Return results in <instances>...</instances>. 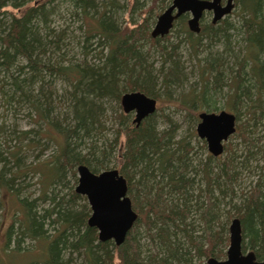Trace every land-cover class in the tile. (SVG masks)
<instances>
[{"label":"trees","instance_id":"obj_1","mask_svg":"<svg viewBox=\"0 0 264 264\" xmlns=\"http://www.w3.org/2000/svg\"><path fill=\"white\" fill-rule=\"evenodd\" d=\"M68 1L83 17L89 18L85 40L97 37L98 43L106 47L107 52L102 51V64L86 60L68 65L54 63L51 48H59L62 39L46 25L49 17L46 2L0 0V77L11 79V88L6 92L11 101L33 98L41 116L49 118L53 86L48 79L53 75L70 81L74 96L70 120L64 126L49 122L47 128L49 132L58 130L63 136L58 154L49 162V172L42 170L46 177L44 182L51 179L55 183L41 198L50 202L49 207L39 212L34 200L29 201L16 193L22 205V217L15 220L19 222L20 234L13 250L21 251L20 241L24 237H46L45 225L52 220L58 233L51 239L46 238L42 264H71L75 255L82 257L81 264H207L211 256L219 259L226 256L227 220L236 209L242 224L243 251L253 250L257 259L263 260L264 173L246 192L243 190L238 206L235 198L241 165L248 167L251 159L259 155L264 160V141L261 144L264 139V0H235L240 8L238 27L228 21V14L215 24H203L199 34L190 31L187 13L179 17L182 24L175 30L177 37L183 35L180 41L188 40L193 48L202 45L204 34L217 37L222 33L229 38L230 29L239 30L245 40L244 55L234 66L229 63L224 69L217 55L208 61L211 71L215 72L214 80L208 82L213 88L206 82L199 94H189L183 100L186 109L199 103L210 112L211 91L220 90L231 78L228 109L236 114L235 133L241 137L246 153L231 152L225 145L227 157L219 159L208 154L207 161L200 163V172L194 168L195 157L189 142L172 141L173 126L165 131L158 130L157 111L145 117L138 126L129 123V115H121L116 138L108 147L91 148L87 153L79 150L86 139H92L97 133L103 111L100 98L109 96L119 100L124 92L132 91L157 96L155 88L159 81L143 50L146 45L162 50L165 58L171 61L169 67L163 66L160 70L162 87L168 90L172 83L180 81L182 70L175 55L177 44L165 43L169 34L152 37L149 17L125 29L118 25L114 15L115 8L120 7L118 0ZM140 1L133 0L130 10L142 7L146 0ZM10 3L15 8L25 6L23 14H7L6 17L3 8ZM151 9L143 11L149 13ZM43 28L48 30L43 33ZM19 60L24 63L19 65ZM35 83L40 87L37 95L27 90ZM243 115L246 120L241 122ZM196 117L199 121V115ZM259 132L262 136L257 138L255 135ZM123 133L126 140L119 155L121 163L117 166L127 179L128 194L139 215L125 241L117 246L113 240L100 241L97 228L88 225L86 218L91 211L88 206L83 210L74 207L82 195L71 187L68 192H61L69 187V173L76 177L78 165L85 164L96 173L107 169L112 151ZM200 173L204 186L196 180ZM6 175L5 168L0 169V185L12 191L10 184L20 176L19 170L13 172V178L6 179ZM58 184L63 185L62 191L57 190ZM223 203L232 208L227 209ZM12 231L13 224L6 234L4 248L7 250Z\"/></svg>","mask_w":264,"mask_h":264},{"label":"rangeland","instance_id":"obj_2","mask_svg":"<svg viewBox=\"0 0 264 264\" xmlns=\"http://www.w3.org/2000/svg\"><path fill=\"white\" fill-rule=\"evenodd\" d=\"M132 1L133 0H118L120 7L114 10L118 25L121 28L130 29L134 27L135 22L141 21L144 17H149L150 22H152V30L158 16L168 8L171 0H146L143 1L144 3L141 0L140 2L143 4H141L142 7L135 8L133 11L130 10ZM34 2L36 4L38 2H46L47 8L49 9V17L46 25L48 28L54 29V32L59 34L58 36L62 39L59 48H51L52 52L50 56L54 63L60 62L61 64L68 65L75 62L83 63L84 60H86V62L91 64H102L104 60L101 58L103 57L102 51L106 53V47L98 43L97 37L91 38L89 41L85 40L87 37L86 29L89 21L88 17H83L79 10H76L68 0H34ZM223 2L225 3L226 0H223ZM24 8L25 6L15 8L11 6L10 3V5L4 7L3 10L6 12V17H8V15L12 14L22 15ZM101 8L102 6H100L99 9ZM146 8L152 9L149 13H144L143 10ZM239 11V6L235 5L232 12L227 16L228 21L234 25L236 24L237 27L241 21ZM190 16L191 13H188L186 16V23ZM212 19L213 11H205L201 19V25L212 23ZM179 22L180 18L175 22V26H173L169 32V35H171L170 38L164 41L166 44L172 42L178 46L175 55H177L176 57L182 70V79L180 81L172 83L168 90L162 87L160 70L163 66H165V68L169 67L171 61L166 59L162 50L156 47L154 48L150 45H146L143 50L147 54L148 62L152 63L154 73L159 81L155 88L157 96H151L157 100V112L155 116L158 130L165 131L173 126L175 129L172 132V141L179 142L183 140L184 142H189L192 147L191 154L195 157L193 161L194 168L197 167L200 172L201 161L206 162L208 154L211 153L208 150L206 140L201 138L197 133V124L199 121L196 116H198L200 112L209 109L205 106H201L199 103L195 107L186 109L183 100L184 98L187 99L189 94H199L206 82L208 87H212L208 82L214 80L215 72L213 73L211 71L208 61L213 60L216 55L220 58L219 64L223 66L224 69L227 67V64L230 63L234 66L235 62L242 59L245 52V40L239 30L230 29L228 31L229 38L222 33H219L217 37L204 34L202 35V45L193 48L188 40L180 41L183 35L177 37V31L175 30H178L182 24ZM45 30L47 31L48 29L43 28V33H45ZM79 42L82 43L81 46ZM21 62L22 60H19V65ZM227 73L228 71L225 72V74ZM230 79L231 78H228V83L222 86L220 90L216 92L214 90L211 91V95L213 96L210 101L211 112L227 110L234 113V111L228 109V102L232 94V91L229 89V84L232 86ZM48 80L51 81L53 86V95L51 96L52 110L50 111V117L46 119L41 116L39 108H36V104H33V98L27 100L24 97L20 102L11 101L6 93L9 87L11 88V79L8 77H0V169L5 168L7 173L5 176L6 179L13 178V172L17 170H19L20 174V176L15 178L10 184V189L12 191H8L5 187L0 185V264H42L46 238L50 237L51 239L58 233L57 225L52 223V220L48 221L45 225L47 232L46 237L42 236L36 239L24 237L20 241L21 251L13 250L16 248V240L20 234L19 222L15 220L22 217V205L16 199V193H19L20 197L27 198L29 201L34 200L35 205L38 206L37 210H39V212L49 207L50 202L43 201L41 198L45 196L44 193H46V190L51 191L53 189L55 183H53L51 179L49 182H44L46 177L45 175L43 176L44 173L42 170L49 172V162L54 158L55 154H58V145L63 140V136L58 130L49 132L47 128L49 127V122L64 126L67 121L70 120L73 110L71 100L74 98L72 95V83L63 79L61 75H53L51 79ZM7 82L9 84H7ZM38 86V83H35L30 85L27 90L28 92L32 90L30 93L37 95L38 90H40ZM99 101L103 106L99 127L95 136L92 139H86L83 145L79 147V150L83 153H87L91 148L95 147L97 150L108 147L109 143L116 138L115 130L119 127L121 115H129V123H134L135 112L125 113L121 104V99L115 100L112 97L106 96L100 98ZM243 110L244 106H241V111L244 112ZM241 118V122L246 120L244 115L243 117L241 116ZM255 136L258 138L262 136V133L260 134L259 132ZM125 140L126 138L123 133V135L118 138V143H116L115 149L112 151L113 157L107 164L108 168L104 170L117 168L120 171L117 165L121 163L119 155ZM263 141L264 139L261 144ZM225 145L231 152L237 151L243 155L246 153L244 143L238 135V132L233 134L224 143V146ZM227 155L228 152L225 150L218 158L224 159ZM253 158L254 159H251L248 167L245 168L241 165V169H239L240 173L237 183L238 193L235 198L236 206L242 201L243 190L246 192L250 188V185H253V183L259 179V176L264 173L263 158L260 155ZM196 178L199 183L201 182V184H203L202 186L205 185V183H202L201 173L197 174ZM67 183L69 186L67 189L65 188L62 191L63 185L58 184L57 190L61 189V193L68 192L70 187L75 190L78 184L77 167L76 177H73L72 173H69ZM197 189L198 188L195 190ZM86 206L90 208L87 198L83 195L77 199L74 205L77 210L86 209ZM223 206L227 209L232 208L225 203H223ZM90 214L91 211L88 213L86 220H88ZM236 214L237 211L235 209L232 211V217L227 220L228 236L230 234L229 226L232 219L237 217ZM12 224L13 231L7 250L4 248L7 239L6 234ZM228 246L229 241H227L224 246L225 251ZM247 251H250V249H247L245 252ZM225 257L226 256H223V258L220 259H225ZM81 259V256L75 255L74 261H72L71 264H81Z\"/></svg>","mask_w":264,"mask_h":264},{"label":"water","instance_id":"obj_3","mask_svg":"<svg viewBox=\"0 0 264 264\" xmlns=\"http://www.w3.org/2000/svg\"><path fill=\"white\" fill-rule=\"evenodd\" d=\"M234 7L235 0H226L225 3L223 0H172L170 6L158 16L151 36L155 38L169 34L175 20L187 12L191 13L188 19L190 30L198 33L205 11H213V22L216 23L230 14ZM121 104L125 113L135 112L133 122L137 126L145 117L157 111V100L141 91L124 93ZM199 119L198 135L206 140L213 156H220L224 152V143L236 132V114L227 110L202 111ZM77 172L75 191L87 198L91 209L88 225L97 228L100 241L113 240L120 246L139 215L128 195L127 179L117 168L96 173L89 166L80 164ZM229 232L225 259L209 257L207 264H264V259H257L253 250L243 251V230L239 217L232 219Z\"/></svg>","mask_w":264,"mask_h":264},{"label":"flooded vegetation","instance_id":"obj_4","mask_svg":"<svg viewBox=\"0 0 264 264\" xmlns=\"http://www.w3.org/2000/svg\"><path fill=\"white\" fill-rule=\"evenodd\" d=\"M171 3H172V2H171ZM223 3H224V2H223ZM169 6H170V5H169ZM169 6H168V7H169ZM188 13H190V12H187V14H188ZM189 18H190V17H189ZM189 18H188V19H189ZM223 18H224V17H223ZM223 18H222V19H223ZM201 19H202V17H201ZM176 20H177V19H176ZM176 20H175V22H176ZM220 20H221V19H220ZM218 21H219V20H218ZM218 21H217V22H218ZM175 22H174V23H175ZM217 22H216V23H217ZM212 23H214V22H213V19H212ZM200 24H201V20H200ZM214 24H215V23H214ZM188 27H189V26H188ZM189 29H190V28H189ZM201 30H202V25H201ZM201 30H200V32H201ZM190 31H191V30H190ZM192 32H193V31H192ZM200 32H198V33H200ZM194 33H197V32H194ZM211 257H213V256H211ZM215 258H216V257H215ZM218 259H219V258H218ZM206 263H207V261H206Z\"/></svg>","mask_w":264,"mask_h":264}]
</instances>
